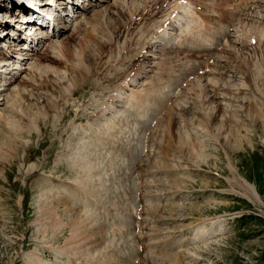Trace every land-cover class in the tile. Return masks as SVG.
I'll list each match as a JSON object with an SVG mask.
<instances>
[{"label":"rangeland","instance_id":"obj_1","mask_svg":"<svg viewBox=\"0 0 264 264\" xmlns=\"http://www.w3.org/2000/svg\"><path fill=\"white\" fill-rule=\"evenodd\" d=\"M143 1L98 0L78 17L64 19L47 7L55 13L56 24L63 28L61 33L40 30L34 36L33 51L23 52L20 47L18 56L24 55V61L8 58L7 66L0 69V264H134L136 260L138 264H264V0L249 12L236 9L241 14L227 29L231 31L227 34L231 46L224 39L220 44H226L224 49L197 54L202 59L198 62L187 53L178 56L175 52L188 46L180 44V29L187 15L191 20L193 8L182 0L177 7V0L164 4L155 22H171L168 30L162 31L165 34L155 36L159 32L155 23L143 21L133 36L139 35L140 44L132 55L144 54L148 43L151 50L140 60L145 63L137 77L128 84L136 67L127 63L130 58L122 50L126 39L104 55L94 39L89 41L95 37L100 44L108 39L114 44L115 29L134 26L129 17ZM175 10L180 15L177 21L174 14L171 17ZM120 12L128 16L126 20L121 19ZM17 20L12 21L20 24ZM258 29L263 30V36ZM126 35L132 36L129 32ZM250 37H255L257 44L250 42ZM1 41L9 44L13 39ZM170 47L174 53L167 56ZM47 50L52 56L43 55ZM214 54L216 59L210 63ZM166 57L173 59V69L187 63V76L181 74L183 78L171 83L175 79L170 71L164 75L167 80L159 79L157 74ZM202 66L205 68L200 74ZM231 66L234 71L227 73L226 67ZM241 66L250 72V80L242 74ZM158 79L168 96L160 109L169 112L151 130L148 147L143 143L144 134L157 116L148 111L147 120L144 122L145 117L142 124L138 123L142 118L131 112L135 104L132 99L142 96L145 88L144 93H149ZM151 102L149 94L136 100V104L147 107ZM107 105L112 108L102 112ZM157 109L153 106L152 112ZM111 123L107 139L100 137L105 147L93 145L91 149L88 144ZM144 147L147 152H143ZM109 152L119 155L118 162L110 164L114 170L102 162ZM84 153L90 159L100 157L90 177L94 180L88 185L98 219L76 204L88 193L82 190L71 195L74 186L86 188L90 179L76 162ZM163 170L167 173H160ZM106 171L109 177L102 191L95 180H105ZM140 172V180H136ZM244 182L254 188L258 199L244 195ZM138 191L141 199H147L141 202L140 235L134 233ZM114 201L119 208L114 207ZM41 206L54 211L65 228L53 232L39 213ZM69 206L74 207L73 212ZM79 218L87 221V228L81 231V238L73 239L71 224ZM116 228L119 231H114ZM196 229L202 231L199 238L194 237ZM203 232L205 237L201 238ZM153 234L159 239L152 240ZM89 236L92 238L83 246ZM165 239L180 244L168 254L164 250L147 251ZM79 243H83L81 249L87 256L75 254L80 253ZM68 246H75V253L64 251Z\"/></svg>","mask_w":264,"mask_h":264},{"label":"bare ground","instance_id":"obj_2","mask_svg":"<svg viewBox=\"0 0 264 264\" xmlns=\"http://www.w3.org/2000/svg\"><path fill=\"white\" fill-rule=\"evenodd\" d=\"M20 3H23V0H18ZM146 0H144L143 2V6L142 7H137L136 8V11H135V15H134V17L132 18V19H130V21L131 20H134V22H135V24H134V26H132L131 28L129 27V26H120V29L119 30H116L115 29V31L113 32L114 33V35H115V39L116 40H119V39H121L122 40V38L124 37V33L126 32H129V33H131V34H133V29H134V31L137 29V27H138V25L140 24V20H141V18H146V16H148V17H153V15H157V14H159V13H161V12H157L156 13V11L157 10H159L167 1H172V0H153V2L150 0V1H146ZM220 3H219V2ZM235 1H237V0H214V2H213V5H215L216 6V9H217V12H218V14H215V12L213 11V5H212V3L210 4V5H207L208 6V9H207V12H209V11H211V13H212V15H214V16H217L218 15V17H214V18H211V17H207L206 19H202L201 20V22L198 24V23H195V24H190V23H185V24H183V27H182V29H180V31H181V39L182 40H180L181 42H180V44L182 43V45H183V47L185 46V45H188L187 47H185V48H180V50H178V49H175V52L176 51H178V53H179V55L178 56H180V55H184V53L186 54L187 53V56H188V58H190L191 56H195V57H198V56H196L197 54H200V53H205L206 52V54L207 53H212V49L214 48V44H215V41L218 39V37H220V36H222V37H228L227 36V28H229V27H233L232 26V24H233V22L236 20V18H237V16L238 15H240L241 14V12L240 11H236V9L235 10H227V8L226 7H229V6H231L232 4H233V2H235ZM254 1L255 0H241L240 1V3L241 4H243L244 5V3L245 2H247V4H246V6L245 7H247V6H249V5H253V7L255 6V4H254ZM167 4V3H166ZM241 4H239V5H237L236 6V8L237 9H242V11H245L243 8H242V5ZM171 5V4H170ZM181 6H184V5H181ZM210 6V7H209ZM168 7V6H167ZM187 8V7H186ZM225 9H226V11H225ZM252 8H250L249 10H251ZM162 10V9H161ZM223 10V11H222ZM138 11H140V12H138ZM136 12H138V13H136ZM8 13V12H7ZM110 13V12H109ZM133 13V12H132ZM182 13V12H181ZM236 14V15H235ZM244 14V13H243ZM7 16L9 15V13L8 14H6ZM11 16H10V20L12 21L13 19H15L16 20V18H19L18 16H15V15H13V13H11L10 14ZM119 15H120V17H121V19L122 20H126L127 19V15L126 14H123L122 12H120L119 13ZM139 15V16H138ZM204 15V14H203ZM202 15V16H203ZM98 16V15H97ZM182 16V15H181ZM185 16H186V14H185ZM235 16V17H234ZM131 17V16H130ZM129 17V18H130ZM232 17H234V20L232 21ZM20 21V20H19ZM172 21V20H171ZM170 24H171V22H169ZM178 25H179V23H177ZM264 23H261V25H263ZM3 25L4 24H1V26L3 27ZM5 25H9V22H5ZM97 25V24H96ZM244 25V24H243ZM92 26H93V24H92ZM163 26V25H162ZM161 26V27H162ZM177 26V25H176ZM221 26V27H220ZM21 27V26H20ZM178 27V26H177ZM227 27V28H226ZM15 28H19V27H14V32H13V34H15V36L16 35H19V30H16L15 31ZM96 29V28H95ZM94 29V30H95ZM219 29H221V30H219ZM176 30H177V28H176ZM175 30V31H176ZM222 30H224V31H222ZM220 31V32H219ZM222 31V32H221ZM258 31L261 33V35L263 36V30H262V32H261V30H259L258 29ZM94 32V31H93ZM144 32V31H143ZM245 32V31H244ZM218 33H219V35H218ZM118 34H119V37H118ZM142 34V33H141ZM160 34H162L161 32H160ZM221 34V35H220ZM28 35L29 34H27V36L26 37H28ZM218 35V36H217ZM159 36H162V35H159ZM168 37V36H167ZM17 38H19V37H17ZM22 39H24L23 37H22ZM92 39H94V45H95V43H96V47H98V50H100L101 52L100 53H102L103 51H104V53H103V55L105 54V52H106V50H108V49H116L117 48V46H116V44H109V43H107V42H109L110 41V39H108L107 40V42L104 44V43H101L100 44V42H99V40L97 39L96 40V38L95 37H93V38H91L90 39V41L89 42H93V41H91ZM179 39V38H178ZM228 39V38H227ZM252 39H255V37H250L249 38V40H250V42L252 41ZM112 40V39H111ZM115 40V41H116ZM172 40V39H171ZM173 41V40H172ZM171 41V42H172ZM183 41H184V43H183ZM170 42V41H169ZM192 42H193V44H192ZM207 42L208 43H210V44H207ZM218 42H220V41H218ZM123 43H125V42H123ZM174 43V42H173ZM222 42H220V44H221ZM261 43V42H260ZM176 44V43H175ZM220 44H217V46H221ZM207 45V46H206ZM211 45H213V46H211ZM211 46V47H210ZM10 47H14V46H10ZM9 47V48H10ZM143 47V46H142ZM221 47H223V49H224V45H222ZM175 48V47H174ZM178 48V47H177ZM125 49V48H124ZM182 49V50H181ZM165 50V49H164ZM168 52H167V56H169L170 54H172V53H174V50H173V47H170L169 49H166ZM115 51V50H114ZM133 50H131V51H128V50H126V52H127V54L128 53H131ZM219 51H221V50H219ZM217 52V51H216ZM99 53V54H100ZM169 54V55H168ZM103 55H101V56H103ZM139 55V54H138ZM186 56V55H185ZM186 56V57H187ZM208 56V55H207ZM203 57V56H202ZM134 57L132 58V61L131 62H133V61H138V60H142V59H146V57L144 56V55H140V56H138V57H136L134 60ZM190 59H192V58H190ZM228 59V58H227ZM230 59V58H229ZM215 61V60H214ZM8 63V54L7 53H4V52H0V69H2V68H4V67H6L7 64ZM55 63H57V64H63V62L62 61H59V60H55ZM201 63H203V62H201ZM171 64H174L173 63V59L171 58V57H166V59L164 60V62L161 64V66H160V68H161V73L160 74H157V75H160L159 76V79H162V81H164V78H165V80H167V77H164V75H166V76H168V74L170 75V71H172V76H174V77H172L173 79H175V81H170L171 83H175V82H177L178 80H180L181 78H183V76H181V74L182 75H185V76H187V74H188V72H186L187 70H186V68L188 67V64L187 63H185L184 65H182V63H180L179 65H177L176 67H174V69L172 68V66H171ZM131 65V64H130ZM182 65V67H180ZM4 66V67H3ZM175 66V65H174ZM179 66V67H178ZM185 68V69H184ZM205 67H203V68H200L199 70H203ZM227 68V70H226V72L227 73H231L232 71H234V67H226ZM172 69V70H171ZM194 69V68H193ZM192 69V70H193ZM166 70L168 71V72H166ZM241 70H242V74L248 79V80H250L251 79V74H250V72L248 71V70H246L245 69V67L244 66H241ZM94 71V70H93ZM164 71V74L162 73ZM1 72V71H0ZM182 72V73H181ZM123 73V72H122ZM179 74V75H178ZM209 74V73H208ZM156 75V76H157ZM155 76V77H156ZM177 76H179V78H177ZM212 76V75H211ZM154 77V78H155ZM176 77V78H175ZM153 78V79H154ZM190 78V76L188 77V78H185V81L187 82V79H189ZM159 79H158V82H157V84H155V86L151 89V91L148 93V92H146V93H144L145 92V89H144V91H143V95L142 96H137V95H135V96H133L134 98L132 99V101L136 104V100L137 99H139V98H141V100L142 99H144V96L145 95H147V94H149V96L151 97V100H152V102H151V104H149L150 106H151V108H149V107H147V106H145V105H140V103L142 102L143 103V101H140V103L139 104H133V106H132V109H133V111H131V112H134L135 113V115L139 118V117H141L142 118V120H140V122H138V120L137 119H135V121L136 122H138V123H143V120H144V118H145V116H143V115H145V114H147V112L149 111V112H152V109H153V106L155 107V110L157 109V107H159L158 109H160V107L161 108H163L164 106H163V104L164 103H166L167 102V99H166V97H168L164 92V89L162 88V84H161V82L162 81H159ZM201 79V78H200ZM223 80V79H222ZM7 82V81H6ZM159 84H161L160 86H159ZM169 85V84H168ZM195 86V85H194ZM148 87V86H147ZM168 88V87H167ZM158 89V90H157ZM216 90H218V89H216ZM162 91H164V92H162ZM162 93H164V94H162ZM216 93H217V91H216ZM215 93V94H216ZM216 95H218V94H216ZM161 98V99H160ZM145 101H148L147 99H145ZM212 102V101H211ZM210 103V102H209ZM211 105V104H210ZM112 106V105H111ZM110 106H107L105 109H104V112H106L107 110H109V109H111V108H109ZM168 107V106H167ZM222 109V108H221ZM103 110V109H102ZM154 110V111H155ZM161 110V109H160ZM213 110V109H212ZM220 110V109H219ZM162 111H165V113H166V116L168 115V110H162ZM149 112H148V114H149ZM214 113V112H213ZM220 114V113H219ZM104 115V114H103ZM214 117H216V116H214ZM98 120H100V119H98ZM147 120V117L145 118V120H144V122ZM205 120V119H204ZM160 121H162V119H160L159 121H158V123L160 122ZM157 123V124H158ZM211 124V123H210ZM215 124V123H214ZM144 126H145V124H144ZM221 126V125H220ZM223 129V128H222ZM112 131V130H111ZM100 133V132H99ZM103 134H107L106 132H104ZM97 137V136H96ZM95 137V138H96ZM101 141V138H100V136L98 137V138H96V139H93V142L94 143H97V142H100ZM128 141V140H127ZM111 142V141H110ZM93 143V145L96 147V148H98V147H100V146H97V145H95ZM109 143V142H108ZM113 144V143H112ZM108 145V144H107ZM109 146H110V144H109ZM127 146V145H126ZM94 150V149H93ZM115 151V150H114ZM92 153V152H91ZM80 155V154H79ZM97 156V155H96ZM95 156V157H96ZM99 156H101V155H99ZM79 157V156H78ZM81 159L79 158V161H76V162H78V164H79V166H80V169L82 170V171H84V173H85V177L86 176H88L89 178L90 177H92L93 176V174H94V172L97 170V166H96V164H97V162H100L98 159L100 158H98V159H90V155H88L87 153H84V154H82L81 156ZM76 158V157H75ZM94 158V157H93ZM102 158V157H101ZM94 160H96V161H94ZM101 160V159H100ZM115 162L117 161V159H115L114 160ZM75 162V161H74ZM75 162V163H76ZM103 162V161H102ZM114 163V162H113ZM100 172V171H99ZM82 174H83V172H82ZM99 175H102V173L100 172V173H98ZM96 176L98 177V175L96 174ZM96 177V178H97ZM93 178V177H92ZM100 179L99 180H101V177H99ZM91 179V178H90ZM86 182V181H85ZM72 187V186H71ZM84 188H85V186H83ZM242 187V186H241ZM84 188H82V187H76V186H74V189L71 191V195L72 196H74V195H78ZM243 192H244V195L246 196V197H249V198H251V197H254V198H256V199H258V194L255 192V190H254V188L252 187V186H250L249 184H246L245 182L243 183ZM70 193V192H69ZM75 193H77V194H75ZM60 194V193H59ZM84 198V197H83ZM253 198V199H254ZM81 200H83V199H81ZM39 203V202H38ZM77 204V203H76ZM43 205V204H42ZM89 205H87V206H85V209H88L89 210V207H88ZM73 208L74 207H72V206H69V209L71 210V212H73ZM70 210H67L66 212L67 213H71L70 212ZM54 211H49V210H44V208H42V206L41 207H39V213H40V215L44 218V220H48V223H49V226H50V228L53 230V232H55V233H57V231H59V230H61V229H64L65 228V224H63V222L61 221V220H58L57 218H56V216L54 215V213H53ZM75 212V211H74ZM72 214V213H71ZM75 216V215H74ZM88 217V216H87ZM84 218V219H88V221L90 220V219H92V218ZM42 218V219H43ZM76 220V217H74V221ZM85 220V221H86ZM72 221V220H71ZM81 221H82V225H81ZM85 221L82 219L81 220V218H79L78 219V221L76 222V223H73V224H71V225H73V231L71 232V234L72 235H74V237H73V239H79V238H81L80 236H81V231L82 230H84L85 228H87V224H85ZM87 222V221H86ZM92 223H93V221H91ZM75 227V228H74ZM85 232V231H84ZM84 236V235H83ZM87 236V235H86ZM203 237V236H202ZM90 238H92V237H90L89 236V238H85V240H83V242H84V244L83 243H79V245H77V248H78V251H80V253H75L74 251L76 250V248H75V246L73 247V248H75V250L71 247V248H69V246L68 247H65L64 248V251H66L67 253H72V252H74L75 254H82V255H88V254H86L85 252H83L84 250H82L81 248V245L83 244V246L85 245V244H87V243H89V240H90ZM83 239V238H82ZM87 258V257H86ZM64 261H66V258H65V260Z\"/></svg>","mask_w":264,"mask_h":264}]
</instances>
